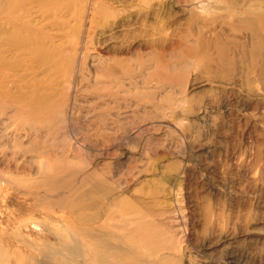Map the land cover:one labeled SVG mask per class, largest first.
<instances>
[{
	"label": "rangeland",
	"instance_id": "1",
	"mask_svg": "<svg viewBox=\"0 0 264 264\" xmlns=\"http://www.w3.org/2000/svg\"><path fill=\"white\" fill-rule=\"evenodd\" d=\"M0 264H264V0H0Z\"/></svg>",
	"mask_w": 264,
	"mask_h": 264
}]
</instances>
